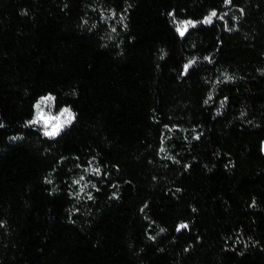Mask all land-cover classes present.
<instances>
[{
	"label": "trees",
	"instance_id": "obj_1",
	"mask_svg": "<svg viewBox=\"0 0 264 264\" xmlns=\"http://www.w3.org/2000/svg\"><path fill=\"white\" fill-rule=\"evenodd\" d=\"M261 70L264 0H0V264H264Z\"/></svg>",
	"mask_w": 264,
	"mask_h": 264
},
{
	"label": "snow or ice",
	"instance_id": "obj_2",
	"mask_svg": "<svg viewBox=\"0 0 264 264\" xmlns=\"http://www.w3.org/2000/svg\"><path fill=\"white\" fill-rule=\"evenodd\" d=\"M223 2L225 5H227V4L231 3V0H223ZM65 7H67V5H65ZM109 14L112 16H115V11L109 10ZM167 15L169 17H173V23L175 24V29H174L175 33L178 34V36L180 38H184L190 27L195 28L198 25L214 26L213 17H217V9L215 7H212L209 10V12L200 21L193 20V19L176 21L173 11L167 12ZM100 17L102 20L105 18V12L103 10L100 11ZM120 19L122 21L123 16H121ZM219 19L223 20L224 16L221 15L219 17ZM234 19H235V17H234ZM225 26L227 27V25H225ZM93 27H95V25H93ZM125 27H126V25H125ZM229 30H231V29H229ZM112 31L116 32V28L113 27ZM109 38H111V37H109ZM203 59L207 60V61H209V63H211V57L210 56H204ZM195 62H196V58L193 57L192 59H188L186 63H183L181 65V70L178 71V76H185L186 77V76L190 75L191 71L193 70L192 66L194 65ZM261 71H264V70H261ZM221 75L223 76V80L225 82L232 81L234 79V77L232 75L228 74L227 72H223ZM209 99H211V96H209V98L204 101V103L206 105L209 103ZM227 99H228L227 97L224 98L225 101ZM53 101H54V97L51 94H49L47 96H41L33 105V107L36 109L35 115H33L30 120H26L24 122L26 126L35 125V124H42L43 127L41 128V131H42L43 136L50 138V139L58 138L64 134H66V132L69 131L72 126H74V122L77 119V114L75 112H73L71 108H69L67 106L60 108V114L56 117L46 116L44 114V110H43L42 106L43 105L51 106ZM217 112H219V109H217ZM240 115L244 116L245 113L243 111H241ZM3 127H5V125L3 124V122H0V128H3ZM165 127L167 128L168 125H165ZM9 139L10 140H16L17 137L13 136V137H10ZM193 139L194 140H200L201 134L197 133L193 137ZM262 145H264V142H262ZM161 151H163V149H161ZM261 151H264V146H262ZM177 163H179V161H177ZM185 167H188V165H185ZM91 170L93 172H95L97 175L100 174L99 168H94ZM83 179H84V177L81 176L80 180H83ZM80 180H73L72 183L73 184H79ZM46 183L52 184V181L48 180L46 178ZM84 187H86V186H82L80 188L81 192L84 191ZM92 187L95 188L96 185L93 184ZM177 191H179V189H177ZM71 195H75V196L79 197V193H71ZM87 195H88L89 199L92 198L91 192L87 193ZM112 195L115 197L117 195V193L113 192ZM255 204H256V201L253 200L251 206H255ZM141 211H143V209H141ZM187 227H188L187 224L182 223V224L177 226V231H181L182 229L187 228ZM160 231L163 232V231H165V229L161 228ZM149 238L155 239V237H151V236Z\"/></svg>",
	"mask_w": 264,
	"mask_h": 264
},
{
	"label": "rangeland",
	"instance_id": "obj_3",
	"mask_svg": "<svg viewBox=\"0 0 264 264\" xmlns=\"http://www.w3.org/2000/svg\"><path fill=\"white\" fill-rule=\"evenodd\" d=\"M221 15H223V14H221ZM220 15V16H221ZM219 16V17H220ZM224 16V19L222 20V21H224L225 22V19L226 18H228V17H230V14H227V15H223ZM232 17V16H231ZM114 20L116 21V19L114 18ZM104 27H106V29H107V31L110 29H112L113 27V23L112 22H110V21H105L104 22ZM43 107V110H44V114L46 115V116H52V117H56V116H58L59 114H60V111H58L57 113H55V114H51L50 113V108H51V106H49V105H43L42 106ZM262 146H264V145H262ZM264 152V151H263Z\"/></svg>",
	"mask_w": 264,
	"mask_h": 264
}]
</instances>
